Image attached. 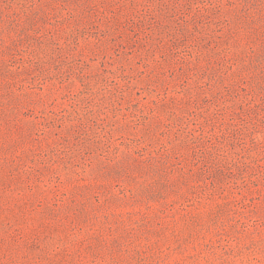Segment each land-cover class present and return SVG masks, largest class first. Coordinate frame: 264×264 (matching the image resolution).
Wrapping results in <instances>:
<instances>
[{
	"label": "rangeland",
	"instance_id": "1",
	"mask_svg": "<svg viewBox=\"0 0 264 264\" xmlns=\"http://www.w3.org/2000/svg\"><path fill=\"white\" fill-rule=\"evenodd\" d=\"M0 264H264V0H0Z\"/></svg>",
	"mask_w": 264,
	"mask_h": 264
}]
</instances>
